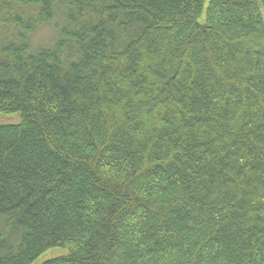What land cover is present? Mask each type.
<instances>
[{
	"label": "trees",
	"instance_id": "16d2710c",
	"mask_svg": "<svg viewBox=\"0 0 264 264\" xmlns=\"http://www.w3.org/2000/svg\"><path fill=\"white\" fill-rule=\"evenodd\" d=\"M0 112V264H264V0H0Z\"/></svg>",
	"mask_w": 264,
	"mask_h": 264
},
{
	"label": "rangeland",
	"instance_id": "374dc122",
	"mask_svg": "<svg viewBox=\"0 0 264 264\" xmlns=\"http://www.w3.org/2000/svg\"><path fill=\"white\" fill-rule=\"evenodd\" d=\"M204 17L201 18V20ZM54 29L51 26L41 28L37 34L33 37L36 44H49L53 39ZM20 122V115L18 113H3L0 112V124H15ZM2 222L0 221V227ZM67 254V250L63 248H52L44 252L39 256L35 264H40L47 259H52L57 256Z\"/></svg>",
	"mask_w": 264,
	"mask_h": 264
}]
</instances>
